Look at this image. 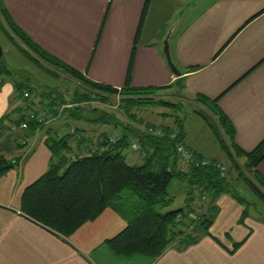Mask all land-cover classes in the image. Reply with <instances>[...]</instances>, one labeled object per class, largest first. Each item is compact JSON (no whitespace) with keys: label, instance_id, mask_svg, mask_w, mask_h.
Instances as JSON below:
<instances>
[{"label":"crops","instance_id":"0c3cea01","mask_svg":"<svg viewBox=\"0 0 264 264\" xmlns=\"http://www.w3.org/2000/svg\"><path fill=\"white\" fill-rule=\"evenodd\" d=\"M1 1L31 42L82 78L112 88H159L154 93L157 98L162 91L164 97L165 91L176 90L170 94L176 100H186L191 110L183 111L180 102L158 106L170 107L173 114L157 110L164 118L155 122L172 127L174 118H179L183 139L198 159L225 164L230 154L221 148L220 137L225 144L229 138L216 125L215 116L209 113L207 122L199 115L200 111L208 112L197 96L214 101L226 116L232 129L231 142L240 150L250 151L264 138V0ZM173 21L168 49L179 75L170 71L161 52V40ZM8 74L7 69L0 73V155L15 163L0 175V264H264V221L255 218L230 244L214 233L201 232L192 243L180 246L175 242L160 255L150 257L141 253L118 255L110 249L106 240L125 222L109 208L67 237L26 217L19 208L20 194L52 161L44 140L50 132L59 136L67 129L57 132L58 116L46 119L32 133L7 132L23 106L29 102L39 106V97L45 98L39 93L34 97L27 89L16 90L21 82L6 77ZM24 90L29 94L25 101L19 96ZM44 103L48 106L52 101ZM197 116L211 129L216 145L211 141L204 145L200 125L192 129L194 123L199 124L191 121ZM44 126L47 129L43 131ZM99 134L88 138L91 150L97 147ZM69 144L72 151L77 150L73 140ZM124 154L129 164L142 161L138 153L128 149ZM237 159L244 161L243 157ZM178 165L181 167L179 161ZM256 171L264 178V159ZM229 198L226 201L232 204ZM185 210L184 223L197 208L188 202ZM240 210L237 203L231 213L237 216Z\"/></svg>","mask_w":264,"mask_h":264},{"label":"trees","instance_id":"16d2710c","mask_svg":"<svg viewBox=\"0 0 264 264\" xmlns=\"http://www.w3.org/2000/svg\"><path fill=\"white\" fill-rule=\"evenodd\" d=\"M145 8L144 4L142 16ZM0 18L2 19L0 29L21 52L26 55L31 54L50 67L60 68L72 78L80 80L79 82L87 88V92L72 97L70 103L86 100L92 91L105 95L115 93V88L82 78L78 72L38 48L12 21L1 0ZM2 71L0 64V73ZM21 85L22 83L16 84V90H20ZM158 89L123 86L119 88L120 105L126 112H129L131 107L143 104L170 106L169 102L154 96ZM21 94L22 92L19 96ZM100 98L105 97L100 96ZM196 100L210 115L215 116L216 125L222 134L229 138L228 144H225L220 137L221 148L229 151L235 160L239 157L244 158L242 170H239L238 174L244 177L243 172H245L248 175L245 180L251 190L261 195L260 197L264 196V178L256 171V165L264 159V138L252 150L247 152L240 150L231 142L232 129L226 116L217 108L214 101L201 96H197ZM68 108L65 110L71 118L86 120L80 116L78 107ZM198 113L207 122L210 120L207 113L203 111ZM19 119L20 116L12 122L16 124ZM89 121L98 125H119L120 135L110 142L105 134H99L97 147L93 150L89 145L88 137L83 136L74 141V148L77 147L75 150L77 153H74L69 144L71 138L69 133L59 136L48 134L44 143L50 150L52 161L47 170L24 187L20 194L21 213L48 230L67 237L82 223L91 221L103 209L109 208L125 222V226L116 235L106 240L110 249L118 255L141 253L156 257L172 243L185 246L197 238V235L184 233L177 228L179 223L182 224L183 218L187 219L185 207L163 210L169 202L165 193L170 180L181 179L187 182L190 187L188 199H191L192 191L198 189L210 191L212 199L219 193H227L236 202L242 203L243 199L231 187L224 172L213 164L215 161L210 160L211 163L207 165L190 164L185 169H181L178 167V156L171 139L166 135L154 136L138 132L135 139L140 151L145 155L141 157L140 164H129L125 161L124 151L128 149L127 135L130 127L120 122L114 114L104 111ZM180 123L179 118H174L172 127L162 126V130L164 133L174 131L177 138L181 139L184 134ZM42 125V122L32 120L27 123L24 131L32 133ZM14 161L0 155V175L5 173L15 163ZM230 162L234 165L231 158ZM242 210L247 211V208L243 207ZM241 213L242 211L239 220ZM177 215H180L181 220H176ZM260 220L264 221V216H261ZM188 224L190 223H186L187 227ZM238 243H234L232 247L234 248Z\"/></svg>","mask_w":264,"mask_h":264},{"label":"rangeland","instance_id":"374dc122","mask_svg":"<svg viewBox=\"0 0 264 264\" xmlns=\"http://www.w3.org/2000/svg\"><path fill=\"white\" fill-rule=\"evenodd\" d=\"M161 1L164 2L169 0ZM0 20L2 21L1 18ZM0 50V64L3 69H7L10 73L6 77H9L10 79L17 82L20 81L22 83L21 89L29 90L32 96L35 97V94L37 95V93H39L41 97H45L44 99L39 97V106L37 103L32 102V104L38 108L47 110L45 119L61 116V120L55 122V124L59 125V127L56 129L57 132H61L62 130L64 132L68 128H75L83 136L88 138L90 137L91 139L93 137L96 138V135L99 134L100 130H104L103 132L106 136L112 134H115L116 136L120 135L119 125H98L89 121L91 118H95L98 116V114H100V112L104 111L114 114L120 120V122L127 124L130 127V130L128 131L129 133L127 135L128 138L130 136L135 138L136 134L138 132H144V129L148 127V125L151 123H156L155 121L160 120V118H164L163 116L157 114V110L161 109L162 112H165L164 114L172 117L173 111L170 107L167 109H162L161 107L149 104L131 107L129 112L124 111L119 102V89H116L114 94L109 95L97 92V94L90 93L88 94V98L86 100L79 103H70L72 97L78 94H83L84 92V87L83 84L79 82L80 80L72 78L65 72L62 73L60 68L56 69L50 67L44 62L33 57L31 54H24L19 50L18 46L11 41V39H8L6 35H4L1 29ZM163 92L164 91L161 92V95L159 93V98L168 101L170 106L175 104V102H178V104L180 102L183 111L186 112L191 110V106L188 102H186V100L180 98L176 100L177 98L170 94L172 92H175L176 94V90L171 89L165 91V95L162 97ZM100 96L105 98L102 99ZM44 100L47 102H50L51 100L52 104L47 106L45 105ZM60 100H64V102L62 103ZM52 107L54 108L52 109ZM68 107H78L77 111L79 112L80 116L86 120L81 118H71V116H69L68 112L66 111ZM50 111H54V114ZM179 114L180 112L177 113L178 116ZM207 114L209 115V113ZM183 119L185 121L187 117H184ZM193 120L199 124L197 125L194 123L192 129L198 127L199 125L201 126V128H199L201 129L200 136H203L202 139L205 143L204 145L208 146V141L214 142L216 145L218 142H216V137H214L211 129L204 124L203 120L199 116L196 118L194 117V119L191 121L193 122ZM51 126H48V128H51ZM45 128L46 126L43 127V131ZM92 128H94V130H92ZM6 131H10L8 127L6 128ZM50 135L54 136L52 132H50ZM69 157L71 156L69 155ZM230 158L234 161V165L233 162L231 163L227 160L226 162L224 161L225 164H222L224 167L223 172L224 175L229 179L231 187L235 189L238 193V196L243 199L242 203L239 204L237 202L241 209L240 212L242 211L241 220H239L240 215L235 216L231 213L232 208H234L237 203L235 202L236 200L229 198V194L219 193L212 199L210 191L205 192L194 189L192 191L193 194L191 195V199L188 200L187 192L190 190V187L187 182L181 179H172L166 187L165 196L168 198L169 202L163 210L184 208L188 202H193V205L197 208V210H194V213L189 216L192 219L190 218V220L185 222H189L191 227H187L182 221V224L179 223L177 225V228L181 229L184 233H192L198 236L201 232H210L214 233V235L220 238L223 242H228L230 244L234 241L233 237L236 233H238L239 230L249 229V226L252 225L253 218L260 219L261 216H264V196L262 195V198L260 197L261 195L259 196L258 193L251 190L250 186H248L245 180V177H248L245 172H243L244 177H241L238 174V171L242 170L241 165L243 166L244 162L235 160L232 155H230ZM178 167L181 169L186 168L183 166L180 167L179 165ZM219 196L222 197L217 200ZM226 197L231 200L232 204L226 201ZM241 206L244 207V209L247 208V211L242 210L243 208H241Z\"/></svg>","mask_w":264,"mask_h":264},{"label":"built area","instance_id":"2783aa9c","mask_svg":"<svg viewBox=\"0 0 264 264\" xmlns=\"http://www.w3.org/2000/svg\"><path fill=\"white\" fill-rule=\"evenodd\" d=\"M115 89H119V88H115ZM28 92L27 91H22L21 94V98L25 101L28 100ZM46 109H40L37 106L33 105L32 103H28L26 106H23L19 116L20 119L19 121L14 124V123H10L8 125V129L10 131H17V130H25L27 128V123L29 121L35 120L38 123H44L45 122V116H46ZM144 132L147 134H151L154 136H167L169 139H171L173 141V148L175 153L178 156V161L180 163L181 166L183 167H187L188 165H207L210 164L211 161L208 158H197L194 156V152L188 147V145L186 144V142L184 141L183 138H177L176 133L174 131H170L168 133H164V131L162 130V126L159 125L158 123H151L150 125H148V127H146L144 129ZM66 133H69L71 136V141H76L77 139L83 137V135L75 130V128H68L66 130ZM116 135L112 134V135H108L107 139L112 142L115 139ZM129 141V145H128V151L130 153H138L140 157H143L145 154L143 152L140 151V147L139 144L137 142V140L130 136L128 138ZM21 144H23V140L21 139L19 141ZM74 153H77L74 151ZM82 153V152H80ZM216 167H218L220 169V171L223 172V165L219 164L218 162H214L213 163ZM181 220L180 215L176 216V220Z\"/></svg>","mask_w":264,"mask_h":264},{"label":"water","instance_id":"95a60500","mask_svg":"<svg viewBox=\"0 0 264 264\" xmlns=\"http://www.w3.org/2000/svg\"><path fill=\"white\" fill-rule=\"evenodd\" d=\"M175 24V21H173L169 27L167 28L166 32L164 33V36L161 40V52L165 58V62L168 66V68L170 69V71L174 74V75H179L180 72L179 70L174 66V64L172 63V60L170 58V54H169V49H168V37L169 34L173 28ZM0 56H1V50H0Z\"/></svg>","mask_w":264,"mask_h":264}]
</instances>
